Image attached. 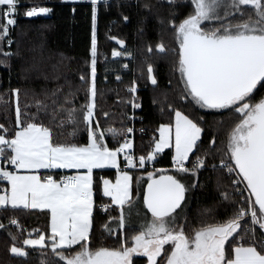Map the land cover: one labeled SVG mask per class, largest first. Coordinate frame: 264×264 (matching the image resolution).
Segmentation results:
<instances>
[{
	"label": "snow or ice",
	"instance_id": "1",
	"mask_svg": "<svg viewBox=\"0 0 264 264\" xmlns=\"http://www.w3.org/2000/svg\"><path fill=\"white\" fill-rule=\"evenodd\" d=\"M100 2L90 0V79L80 76L88 84L84 104L76 107L75 92L63 93L59 86L50 95L45 93V99L21 107V90H10L15 97V118L11 128L0 123V210H40L48 218L46 228L29 231L22 246H17V236L9 232L13 240L10 252L28 257L27 247L48 248L56 257L53 264H133L134 257H146L147 264H264V0H157L156 5L143 4L173 35L174 48L161 40L155 50L162 59L174 53L171 66L176 84L172 91L185 110L168 104L169 121L159 125L151 151L139 156L128 135L133 128L123 133L103 129L96 119ZM20 7L26 8V17L53 11L39 4L28 7L19 0H0V55L6 59L14 55L4 51V45L13 43L10 29L17 25ZM161 10H167L166 18ZM122 19L129 21L127 15ZM147 19L142 17L141 23ZM110 38L125 45L116 36ZM153 51V46H147L148 53ZM111 55L131 53L126 48L114 49ZM145 64V78L158 87L157 70L147 60ZM136 90L133 83L129 91ZM130 103L133 108L141 107L136 100ZM206 114L227 115L232 121L222 146L208 129ZM216 123L222 124L223 119ZM66 126L72 127L70 139L61 140L58 137ZM109 135L115 140L111 147L105 139ZM205 135L209 137L207 147ZM165 149L172 150V168L148 171L146 165L157 163ZM216 159L219 164L213 163ZM208 167L226 173L232 193H221L227 202L222 219H202L197 227L185 211L186 193L196 187L188 178ZM98 169H115L114 179L97 180L94 170ZM138 169H143L147 179L143 185L137 181L134 188L133 173ZM58 170L65 172L61 175ZM101 184L102 195L119 208V215L112 220L120 229L126 221L129 230L133 229V213L144 220L131 245L127 241L119 247L93 243L95 195ZM137 201L146 211H137ZM102 207L107 211V206ZM8 222L23 233L19 219L11 217ZM104 227L113 231L108 224ZM0 229L7 230V226L0 222Z\"/></svg>",
	"mask_w": 264,
	"mask_h": 264
},
{
	"label": "trees",
	"instance_id": "2",
	"mask_svg": "<svg viewBox=\"0 0 264 264\" xmlns=\"http://www.w3.org/2000/svg\"><path fill=\"white\" fill-rule=\"evenodd\" d=\"M19 2L28 7L39 4L50 7L53 11L47 15L26 17L23 15L26 8L20 7L16 17L17 25L10 29L13 43L10 47L5 44L4 51H11L14 55L7 59L0 55V60H5L4 64H0V96L3 97V100H0V123L6 128L13 126L15 118L14 95L11 89L21 90L20 102L23 107L26 102L32 103L34 99H45V93L50 95L54 89L62 86L63 93L75 92V106L79 108L85 103L88 88V84L82 82L80 76L83 75L85 80H89L91 71L92 6L90 2L65 0H19ZM156 2L157 0H107L105 3V0H102L97 5L96 119L100 121L101 128H113L121 133L134 124L137 128L144 127V131H136L135 135L134 150L137 156L151 151V141L158 136L159 125L169 121L168 104H174L185 110L172 91L173 85L176 84L171 66L175 59L174 53L162 59V54L155 50V45L161 40L168 48H174L173 35L143 7L144 3L156 5ZM161 11L166 18L167 10ZM124 15L129 17L128 22L123 21ZM144 16H148V19L141 23V18ZM112 36L124 40L125 45H118L110 38ZM149 45L153 46V53L147 52ZM125 48L131 56L111 55L114 49L123 51ZM145 60L152 63L158 72V87L151 85L145 78ZM124 64L128 67L124 68ZM142 71L145 75H142ZM117 75L121 77L120 80L116 79ZM170 79L172 84H169ZM133 83L137 89L135 93L129 91ZM157 91L161 92L159 97H156ZM132 100L140 103L141 107L133 108L130 103ZM161 108H164L163 112ZM188 111L191 109L186 110ZM104 112H107L108 116L105 117ZM205 119L209 122L208 129L217 137L218 146H222V142H226L227 131L232 127V124H229L230 119L227 115L221 117L219 114H206ZM220 119H223L222 124H226V129L220 128L222 124L216 123ZM71 131L72 127L66 126L61 130L58 138L70 139L68 133ZM202 138L207 147L209 137L205 135ZM105 139L110 147L115 143L110 135ZM171 152V149H166L160 154L154 167L171 169ZM217 155H220L219 152ZM213 163L218 164L219 159L214 160ZM151 170L148 168V171ZM60 173L64 174V172ZM114 175L115 169L94 172V178L97 180L100 177L114 179ZM145 176L143 169L134 171L133 187H136L137 181L143 185L147 179ZM188 180L196 184V187L187 192L185 209L193 225L198 227V222L202 219L208 221L213 217L217 220L222 219L223 208L227 202L223 201L221 193L224 191L230 195L232 193L231 182L226 173L208 167L207 170L201 169L195 178L189 176ZM99 188L95 195L96 207L93 213V243L98 246L119 247L120 243L127 239L132 242V237L138 234L140 226L134 223L133 229L129 230L128 224H125V227L120 229L116 221L112 220V217L119 215L117 206H110L107 212H102L98 208L101 203L110 204V199L102 195V184ZM136 207L138 211H146L138 201ZM6 217L19 219L23 225V233L15 225L9 224ZM0 222L7 226V230L0 229V264H53L56 257L48 248L27 247L28 257H18L10 252L13 240L9 232L17 236L15 241L17 246H22L21 241L27 238L29 231L33 229L43 231L46 228L48 218L40 210H10L7 213L0 210ZM106 224L113 230L111 233L105 229ZM133 264H147V258L136 257Z\"/></svg>",
	"mask_w": 264,
	"mask_h": 264
},
{
	"label": "rangeland",
	"instance_id": "3",
	"mask_svg": "<svg viewBox=\"0 0 264 264\" xmlns=\"http://www.w3.org/2000/svg\"><path fill=\"white\" fill-rule=\"evenodd\" d=\"M11 32V31H10ZM10 35H11V33H10ZM149 83L151 84V82H150V80H149ZM152 85V84H151ZM157 94H156V97H159L160 95H161V92H159V91H157L156 92ZM161 98V97H160ZM14 104H15V97H14ZM133 107V106H132ZM229 124H232V121L230 120V123ZM224 124H222V125H220V128H222V129H226L227 128V126H226V124L224 125V128L222 127ZM229 131H230V128H229V130L227 131V133H229ZM226 140H227V138H226ZM219 164V163H218ZM134 207H136V206H134ZM127 209V208H126ZM136 209H137V207H136ZM138 211V210H137ZM141 211V210H140ZM209 212V211H208ZM141 213H143V211H141ZM149 216H150V214H149ZM132 219L134 220V223H136L138 226H140L141 224H143L144 223V220L143 219H141V218H138V217H135V213L133 214V217H132ZM211 221V220H210ZM125 224H128L127 223V221H126V223ZM199 224V223H198ZM199 226V225H198ZM32 238H35V233L33 232V236H32ZM129 239H127L126 241L128 242V244L129 245H131L132 244V242H129L128 241ZM136 257H134L133 258V261H134V259H135ZM158 263H159V261H158Z\"/></svg>",
	"mask_w": 264,
	"mask_h": 264
},
{
	"label": "built area",
	"instance_id": "4",
	"mask_svg": "<svg viewBox=\"0 0 264 264\" xmlns=\"http://www.w3.org/2000/svg\"><path fill=\"white\" fill-rule=\"evenodd\" d=\"M132 118H134V116H132ZM131 128H133V133L131 134H128L130 136V138L133 140V145H134V141H135V135H136V131L138 132H142L144 131V127H136V125L134 124L133 126H131ZM147 168L149 169H152L154 167V165L152 164H149V165H146ZM172 168V167H171ZM68 174H73V173H68ZM63 175V174H62ZM102 206H107V211L109 210L110 208V205L107 204V203H101L98 205V208L102 211V212H107L104 210V207ZM16 218V217H15Z\"/></svg>",
	"mask_w": 264,
	"mask_h": 264
},
{
	"label": "crops",
	"instance_id": "5",
	"mask_svg": "<svg viewBox=\"0 0 264 264\" xmlns=\"http://www.w3.org/2000/svg\"><path fill=\"white\" fill-rule=\"evenodd\" d=\"M65 1H69V2H73V0H65ZM102 1V0H101ZM76 2H90V0H76ZM159 135V134H158ZM166 150V149H165ZM164 150V151H165ZM121 167L123 168L124 167V165L122 166V164H121ZM99 170V169H98ZM58 171H60V172H65V170H58ZM96 170H94V172H95ZM67 172H70V173H73L72 172V170H67ZM146 177V176H145ZM105 179H108V178H105ZM107 198H109L110 199V204L109 203H107V204H109L110 206H116L115 204H113L112 202H111V198L110 197H107ZM127 205H125V207H126Z\"/></svg>",
	"mask_w": 264,
	"mask_h": 264
},
{
	"label": "water",
	"instance_id": "6",
	"mask_svg": "<svg viewBox=\"0 0 264 264\" xmlns=\"http://www.w3.org/2000/svg\"><path fill=\"white\" fill-rule=\"evenodd\" d=\"M186 196H187V193H186ZM150 214V213H149Z\"/></svg>",
	"mask_w": 264,
	"mask_h": 264
}]
</instances>
